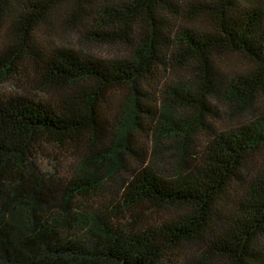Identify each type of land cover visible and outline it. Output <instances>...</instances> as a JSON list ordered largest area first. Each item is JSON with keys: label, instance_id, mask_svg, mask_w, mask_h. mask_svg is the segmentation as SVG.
I'll list each match as a JSON object with an SVG mask.
<instances>
[{"label": "trees", "instance_id": "trees-1", "mask_svg": "<svg viewBox=\"0 0 264 264\" xmlns=\"http://www.w3.org/2000/svg\"><path fill=\"white\" fill-rule=\"evenodd\" d=\"M98 2L0 0V79L30 54L59 92L0 94V264H264V0ZM63 4L90 18L87 39L125 51L35 48ZM229 52L251 66L220 81ZM213 100L242 118L209 127ZM46 148L69 153L62 178L41 167ZM104 190L117 202L97 205Z\"/></svg>", "mask_w": 264, "mask_h": 264}, {"label": "rangeland", "instance_id": "rangeland-1", "mask_svg": "<svg viewBox=\"0 0 264 264\" xmlns=\"http://www.w3.org/2000/svg\"><path fill=\"white\" fill-rule=\"evenodd\" d=\"M99 0H96L98 2ZM102 2V0H101ZM99 3V2H98ZM10 21V20H9ZM7 21L3 24L2 30L6 26H10ZM93 24L90 22V18L81 17L76 12L73 11V7L70 4H63L59 6L55 12H53L45 22L39 23L35 32L33 33V42L35 48L43 49L55 45H66L72 48H78L84 50L94 56L100 58H110L116 54H122L125 50L119 44H107L96 40L87 39L85 37V31L87 27H91ZM23 62L19 64L18 70L15 76L8 77L5 79H0V94L9 95L15 93H24L33 96L35 99L43 101H53L59 96V92L56 89H46L42 83H40V74L36 68V62L31 57L30 54H25ZM251 66V62L238 53H225L220 59L219 63V78L220 81L225 77L231 75L232 73L244 72ZM164 82V77H160L156 87L161 88ZM165 83V82H164ZM260 105L259 108H264V96L259 97ZM215 105L210 106V116L204 117L205 123H208L209 127L213 129H220L224 124L239 121L242 116L228 117L229 110H224L223 105L217 101H212ZM152 110H157V105H150ZM118 105L103 106L102 112L103 117L109 121L111 116L114 114ZM144 129H138L132 141L135 143L133 147L139 150V147L145 148L148 143L147 138V122L145 121ZM203 134L200 132L197 134L196 146L202 138ZM41 167H50V163H54L57 170V176L63 177L66 175L67 170L70 168L71 157L69 153L57 152L53 149L46 148L42 153L39 154V159ZM152 163L159 169L163 171H170L173 166V159L166 156L163 157H153L151 159ZM135 165L134 161L129 160L127 166L132 168ZM60 179V178H59ZM107 191H110L109 186H107ZM100 197L95 199L97 205L101 206L104 204H114L117 198L108 195L104 190L99 194ZM111 197V198H110ZM94 201V202H95ZM78 234L87 236L85 229H78Z\"/></svg>", "mask_w": 264, "mask_h": 264}]
</instances>
